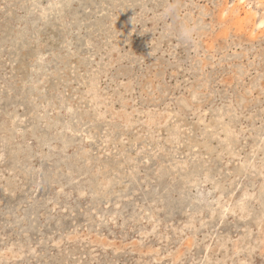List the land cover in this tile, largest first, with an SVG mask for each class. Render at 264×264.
<instances>
[{
  "label": "rangeland",
  "instance_id": "rangeland-1",
  "mask_svg": "<svg viewBox=\"0 0 264 264\" xmlns=\"http://www.w3.org/2000/svg\"><path fill=\"white\" fill-rule=\"evenodd\" d=\"M263 13L0 0V264H264Z\"/></svg>",
  "mask_w": 264,
  "mask_h": 264
},
{
  "label": "clouds",
  "instance_id": "clouds-1",
  "mask_svg": "<svg viewBox=\"0 0 264 264\" xmlns=\"http://www.w3.org/2000/svg\"><path fill=\"white\" fill-rule=\"evenodd\" d=\"M195 28L188 27L187 25H182L180 28V38L185 41H191L193 39Z\"/></svg>",
  "mask_w": 264,
  "mask_h": 264
},
{
  "label": "bare ground",
  "instance_id": "bare-ground-1",
  "mask_svg": "<svg viewBox=\"0 0 264 264\" xmlns=\"http://www.w3.org/2000/svg\"><path fill=\"white\" fill-rule=\"evenodd\" d=\"M67 3V2H66ZM41 8V7H40ZM45 14V13H44ZM264 14V13H263ZM261 15V14H260ZM246 19V18H245ZM263 19H264V16H263ZM258 20H259V18H258ZM50 27V26H49ZM54 27V26H53ZM52 27V28H53ZM46 29V28H45ZM53 30V29H52ZM47 32V31H46ZM54 32L56 33L57 31H55L54 30ZM42 34V33H41ZM48 34V33H47ZM43 35H45L44 33H43ZM49 35V34H48ZM52 35V34H51ZM50 36V35H49ZM48 36V37H49ZM41 37H42V35H41ZM51 37V36H50ZM40 38V37H39ZM55 40H57V38H55ZM38 41H40V40H38ZM72 41H74V40H72ZM59 42V41H58ZM67 42H69V41H67ZM57 43V42H56ZM69 44V43H68ZM34 45V44H33ZM56 45V44H55ZM35 46H36V44H35ZM34 50V49H33ZM37 50H39V49H37ZM41 51V50H40ZM37 52V51H36ZM74 63V62H73ZM73 65V64H72ZM71 66V65H70ZM75 66V65H74ZM222 131V130H221ZM89 137V136H88ZM123 142V141H122ZM132 142H134V141H132ZM231 142V141H230ZM254 149V148H253ZM251 153H252V151H251ZM235 154V153H234ZM261 174V173H260ZM264 180V179H263ZM264 185V184H263ZM249 198V197H248ZM248 198L246 199V200H248ZM241 202V201H240ZM228 204V203H227ZM240 204V203H239ZM243 204V203H242ZM224 206H226V205H224ZM240 206V205H239ZM239 208V207H238ZM223 211H225V210H223ZM261 220V219H260ZM259 221V220H258ZM257 221V222H258ZM259 225V224H258ZM240 250V249H239ZM241 262V261H240ZM242 263V262H241Z\"/></svg>",
  "mask_w": 264,
  "mask_h": 264
}]
</instances>
